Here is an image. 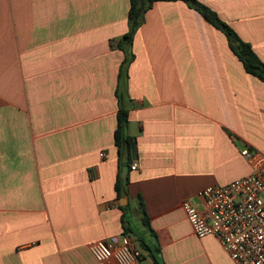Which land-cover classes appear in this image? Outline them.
I'll use <instances>...</instances> for the list:
<instances>
[{
	"label": "crops",
	"instance_id": "obj_1",
	"mask_svg": "<svg viewBox=\"0 0 264 264\" xmlns=\"http://www.w3.org/2000/svg\"><path fill=\"white\" fill-rule=\"evenodd\" d=\"M199 1L264 62V0ZM130 6L0 0V264H117L89 244L123 235L142 264H157L144 244L159 264H231L182 202L203 209L200 190L251 172L244 147L264 153V80L183 0L145 12L121 76ZM120 103L136 158L115 142Z\"/></svg>",
	"mask_w": 264,
	"mask_h": 264
},
{
	"label": "built area",
	"instance_id": "obj_2",
	"mask_svg": "<svg viewBox=\"0 0 264 264\" xmlns=\"http://www.w3.org/2000/svg\"><path fill=\"white\" fill-rule=\"evenodd\" d=\"M241 155L251 165L248 175L200 190L203 209L191 199L183 200L182 206L195 234L216 236L231 264H264V153L247 146ZM89 249L100 263L142 264V251L129 235L114 243L94 241Z\"/></svg>",
	"mask_w": 264,
	"mask_h": 264
},
{
	"label": "trees",
	"instance_id": "obj_3",
	"mask_svg": "<svg viewBox=\"0 0 264 264\" xmlns=\"http://www.w3.org/2000/svg\"><path fill=\"white\" fill-rule=\"evenodd\" d=\"M131 6L128 14V31L118 40V46L124 51L125 59L120 68V75L124 76L127 74V69L129 64L134 60V52H133V41L134 35L142 23L144 19L145 12L151 8L156 1L159 0H130ZM190 7L196 9L199 13H201L208 21H210L216 28L223 31L230 43L232 50L239 57V59L243 62L246 70L260 79L264 80V62L260 59V57L253 50L250 43L244 41L240 38L237 32L224 20L220 18L216 11L202 3L199 0H183ZM121 99V96H120ZM129 124V110L120 103V108L118 112V125L115 130V142L120 149L121 156L125 151L129 156L131 154V143L133 138L127 134V127ZM130 162H132L130 160ZM128 183V177L125 179L118 178L116 182V191L117 195L121 196L122 193L127 192L126 185ZM141 208L143 214V222L145 225L149 224V216L145 211V205L143 200L141 199ZM125 221V219H124ZM125 231L129 232L131 230V226H125ZM144 246L151 251L154 260L157 264H159V260L157 259L155 252H157V248L152 249L149 245L144 244Z\"/></svg>",
	"mask_w": 264,
	"mask_h": 264
},
{
	"label": "water",
	"instance_id": "obj_4",
	"mask_svg": "<svg viewBox=\"0 0 264 264\" xmlns=\"http://www.w3.org/2000/svg\"><path fill=\"white\" fill-rule=\"evenodd\" d=\"M131 150H132V158H136L137 157V153H136V147H135V142L134 141L131 144Z\"/></svg>",
	"mask_w": 264,
	"mask_h": 264
}]
</instances>
